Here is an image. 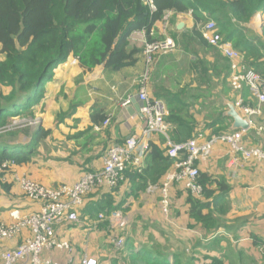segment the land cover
I'll return each mask as SVG.
<instances>
[{
  "label": "crops",
  "instance_id": "1",
  "mask_svg": "<svg viewBox=\"0 0 264 264\" xmlns=\"http://www.w3.org/2000/svg\"><path fill=\"white\" fill-rule=\"evenodd\" d=\"M258 14L259 16L256 14L245 25L253 35L261 37L264 15ZM167 16L168 29L165 30L164 20L155 24L154 38H162L164 31H167V34L171 32L181 34L182 31H189L194 27L191 14L177 16L175 24L172 22L173 14L169 13ZM179 24H184L181 30L177 29ZM129 40L132 47L144 50L140 39L130 38ZM176 55L179 56L181 53L176 51L161 61L166 60V65L158 72L163 80L167 77H170L168 80H172L173 73L168 70H171V57ZM72 60L74 56H70L68 61L55 71L54 80L46 87L45 96L49 99L51 119L55 120L62 113L65 117L58 124L56 122V124L44 125V129L49 130L51 135L44 141L49 143V146H45L43 150L47 153L52 150V153L49 157L42 154L39 157L40 160H37V166L32 167L30 173L33 177H30L31 179L50 188L61 184L76 183L86 172L85 170L94 172L102 170L108 149L116 144L124 143L129 138H141L145 125L140 110L131 109V112L127 110V107L131 106L127 102L137 96L140 80L146 67L144 60L119 73H114L106 65L95 66L91 69L81 64L75 66L77 63H73ZM192 78L193 76L189 74L186 76L182 74L178 80L174 81V87L177 90L187 86L194 89L199 84L192 82ZM147 87L150 97L153 98L152 84L148 83ZM249 95L248 92L246 102L243 93L232 92L224 100L226 108L221 109L225 111L224 116L228 111L227 102L237 104L241 101L243 106L251 104L257 107L255 99L250 98ZM72 106H76V109L68 115ZM221 110L217 113L220 114ZM195 114L199 122L197 131L205 130V136H215L214 131L220 128L232 130L233 120L228 116L215 128L206 130L204 127L206 113ZM98 115L99 117H96ZM93 116L100 124L93 122ZM103 116L106 121H109L107 125H105L106 121L101 122ZM250 121L251 126L244 137L245 143L248 146L264 148V106L261 114L252 117ZM24 136L29 139L28 135ZM163 141L164 138L158 135L151 139L153 144L166 148ZM6 144L7 148L26 146L22 145L21 140L8 141ZM231 159L229 146L217 143L209 158L200 159L197 162L200 173L223 180L231 188L229 195L223 199L228 208L227 213L225 216L221 213L215 214L216 218H223L225 221L224 226L218 230L208 231L199 221L190 216L188 198L192 196L199 200V196H194L185 190L183 184L176 183L171 186L172 208L170 216H166L162 212L159 190L148 193V188H146V190H137L127 197V193L131 194L134 188L131 189L132 184L125 181L115 193L117 202L126 200L124 208H129L125 215L131 226L123 248L117 249L115 244H112L115 231L112 232L109 228L102 227V223L96 221L89 222L82 219L78 225L63 223L56 228L57 237L71 244L72 256L76 262L85 257L95 259L98 264H111L115 258L129 260L133 252H139L144 248L153 250L156 242L159 244L158 250L165 251L171 262L176 256L179 264H199V262L204 264L215 259L220 264H264V162L240 160L236 165L231 166ZM130 168L135 171L134 166ZM173 168L172 166L165 176L173 171ZM24 169L25 166H12L7 171L5 179L13 183L14 188L10 194L0 190V223L8 225L15 223L12 217L14 212L24 217L38 213L43 208L42 203L24 196L19 182L15 179V176L22 178ZM165 176L159 180L158 184L163 183ZM211 189L215 192L214 195L220 196L216 183ZM110 191L108 189L94 190L91 193L93 197L86 200L84 208L88 202L97 201L101 194ZM14 192L21 199L14 201L11 195ZM208 212V209L204 211L205 214ZM30 237L31 234L26 229L17 238L0 242V264L5 250L18 247ZM202 247L205 252L199 254L202 252ZM47 255L59 263L67 262L70 257L66 252L60 251H52Z\"/></svg>",
  "mask_w": 264,
  "mask_h": 264
},
{
  "label": "trees",
  "instance_id": "2",
  "mask_svg": "<svg viewBox=\"0 0 264 264\" xmlns=\"http://www.w3.org/2000/svg\"><path fill=\"white\" fill-rule=\"evenodd\" d=\"M153 1L156 6L155 12H151L140 0H0V130L11 117L33 115L30 110L44 99L46 87L54 80L55 71L72 55L79 57L81 65L87 69L106 65L114 73L145 61L144 50L132 47L129 39L134 32L145 30L147 39L154 40L151 33L155 24L162 22L169 13L173 14V24L179 15L191 14L193 17L194 27L191 30H184L181 34L171 32L170 36L177 43V51L182 56L199 61L196 64L197 71L199 79L205 80L204 83L220 79L226 72L222 82L230 87V84L226 83L231 70L228 59L202 35L203 27L210 20L215 21L224 40L231 42L234 48L241 52L246 66L255 70L264 79V28L261 37L253 34L248 36L245 34L246 28L244 31L241 29V25L247 24L256 14L264 15V0ZM179 38L187 44L196 43L199 49L205 52L214 53V60L210 62L205 55L199 54V50L191 52L180 45L181 50ZM165 57L167 55L155 60L154 71L158 72V65ZM166 80H161L154 91L153 99L163 101L168 110L166 120L171 125L169 138L173 143L187 142L196 138L199 133L205 136V130L197 131L199 122L195 113L199 112V115L206 113L204 115L206 130L215 128L227 119L224 116L225 111L221 109L226 108L224 100L231 92L226 97L221 89L216 96L211 97V99L217 97L221 101L222 108H216L207 105L208 101L202 95L205 89L200 88V85L194 89L187 86L175 91L173 83L171 87L166 86ZM192 82L199 84L194 76ZM217 88L218 85L214 90ZM248 92L250 98H253L248 88L241 92L246 102ZM250 107L254 106L250 104ZM75 109L76 106H72L68 115ZM219 110L222 111L220 114L217 113ZM92 120L95 124H100L94 116ZM104 121L105 116L101 122ZM227 129L220 128L214 131V134L222 136L233 132ZM7 135V139L0 136V190L10 194L14 185L5 179L10 167L3 169V165L10 163L13 167H23L33 164L39 153L40 144L50 137L51 132L38 127L27 146L12 148H7L6 142L16 137V133ZM215 136L209 135L205 138L211 139ZM149 147L144 168L140 172L129 168L124 174L123 182L129 181L133 186L131 189L134 188L131 194L127 193V197L137 190H146L149 184L160 186L162 183L158 184L159 180L173 166V160L166 156L165 148L152 142ZM85 171L82 175L95 173L92 170ZM123 182L109 193L101 194L99 200L88 202L85 208L80 209V221L83 219L97 222L100 215L108 217L115 211H123L126 214L129 210L124 208L127 201L117 202L115 198V193L119 191ZM198 182L203 187V195L199 200L189 196L190 216L208 231L218 230L224 226L225 221L223 218V220L216 218L215 214L221 213L225 216L227 213L228 208L223 199L229 195L231 188L223 180H217L205 173H200ZM215 183L220 196L214 195L215 192L211 189ZM92 197L90 194L86 200ZM206 209L209 212L205 214ZM101 223L102 227L109 228L108 220ZM152 249L144 248L139 252H133L129 260L115 258L111 264H179L176 256L171 262L165 251ZM209 262L220 264L216 259Z\"/></svg>",
  "mask_w": 264,
  "mask_h": 264
},
{
  "label": "built area",
  "instance_id": "3",
  "mask_svg": "<svg viewBox=\"0 0 264 264\" xmlns=\"http://www.w3.org/2000/svg\"><path fill=\"white\" fill-rule=\"evenodd\" d=\"M151 12L156 11L153 0H140ZM256 16H259L257 14ZM165 30L168 29V16L164 18ZM154 31L151 35L153 36ZM203 38L213 47L217 48L222 56L230 63L229 84L232 92L241 93L248 88L257 107L243 106L242 102L235 103L241 115L248 119L261 114L264 106V79L244 63L241 52L234 48L231 42L224 40L219 34L214 21H209L202 29ZM145 30L134 32L130 38L141 40L144 45L145 72L140 80V87L136 96L140 113L144 119V129L141 138L132 137L122 144L110 147L104 157L103 169L82 175L74 184H62L55 188L46 187L31 179L22 177L18 179L21 190L27 198L40 202L43 208L40 212L21 217L18 212L12 214L16 221L10 225L0 223V242L11 241L17 238L23 230H29L31 237L24 240L18 247L5 250L2 254L1 264H98L95 259L83 258L79 262L74 260L71 244L59 240L56 233L57 226L68 223L78 224L79 210L85 206L86 197L94 190H113L124 181L125 172L134 166L135 170L143 169L144 160L148 154L153 136H161L166 144V156L173 160V171H170L160 186L150 185L148 193L157 190L161 194V208L166 216H170L172 201L170 188L173 184H183L185 190L194 196L203 195V187L198 179L200 170L197 162L209 158L217 143L229 146L232 155L231 166L240 160L246 162H264V148L248 146L244 137L246 131L238 130L232 133L206 139L202 133L196 138L183 143H173L169 138L171 125L167 123L168 110L161 100L150 97L147 84L154 71V62L160 56L171 55L178 49L175 40L164 31L161 39L149 41ZM77 60H74L76 63ZM127 103H130L128 101ZM126 103V104H127ZM108 120L105 125L108 124ZM33 125V124H31ZM35 125V124H34ZM38 125V122H37ZM19 126L11 127L12 130ZM13 164L5 163L3 169L11 168ZM109 222V228L115 231L113 244L117 249L124 247L130 230V221L125 214L115 211L106 217L100 215L97 222ZM96 224V223H95ZM52 251L69 254L67 262L59 263L48 257ZM204 264H213L205 262Z\"/></svg>",
  "mask_w": 264,
  "mask_h": 264
},
{
  "label": "rangeland",
  "instance_id": "4",
  "mask_svg": "<svg viewBox=\"0 0 264 264\" xmlns=\"http://www.w3.org/2000/svg\"><path fill=\"white\" fill-rule=\"evenodd\" d=\"M210 21H213V20H210ZM241 26H242L241 29L244 31L245 28H246V25L242 24ZM257 30H259V29H257ZM245 34H247L248 36L252 35V33L249 30H247V28H246V33ZM169 35H171V33ZM180 45H182V47H184L186 49L187 48L190 49L191 52H198V50H199V54H201L202 56L205 55L207 58H209L210 62H212L214 60V56H213L214 53H208V52H205L202 49H199V47L194 42H189L187 44V43H185L182 40V38H179V47L181 49ZM182 54H184V53H182ZM167 56H171V55H167ZM171 58H172L171 59V63H170L171 70H168V71L173 73L172 74L173 77H172V80L171 79L168 80L170 77H167L166 78L167 80L165 79L166 80V83H165L166 86H170L171 87L172 86L171 84L175 83L174 81L178 80V78L181 77L182 74L186 76L189 73L190 76H194L195 80L199 81L200 88L203 87L205 89V91L202 92L203 93L202 95H203V98L208 101L207 105L208 106L209 105L216 106V108H222L220 99L217 98V97L211 99V97L212 96L213 97L216 96L217 92L220 91L221 89L223 90V92L226 95V97H227L229 92L232 93L231 88L228 85L225 86V84L222 82V78H224V76L226 75V72L223 73V77H221L220 79H215L211 83L206 84V83H204L205 80L199 79V71H197V65H196V64L199 63L198 60H193L189 56H184V55L183 56H181V55L177 56L176 55V56H173ZM74 60H77V62H76L77 64H75V66L81 64L79 57L74 56ZM74 60H72V61H74ZM164 62H165V60L158 65V69L159 70H161L166 65ZM72 66H74V65H72ZM159 70H157V71L159 72ZM186 70H190V72H188ZM158 72H156V70H155L154 71V75L152 74V76H151L152 79L150 78V81H151V84H152V87H153L154 91H155L156 88H158L157 86L161 83V80H162V79L159 78L160 77L159 76L160 73L158 74ZM150 81H149V83H150ZM226 83L229 84V79H228V81ZM216 85H218V88L214 90V87ZM174 90L176 91L177 88L174 87ZM207 90H210V91L208 92ZM189 96H191V95H189ZM48 100L49 99L46 98V96H45L40 104L32 107L30 112L33 113V115L25 114L23 116H16V117L9 118L6 121L4 127L0 130V136H3V137H5L7 139V137H8L7 134L8 133L10 135L13 132H15L16 133V137H13L12 139H9V140L10 141L14 140V141H17V142L21 140L22 145H26L27 146V144L30 142V139L33 138L34 131L36 129H38V127L44 128V125L48 124V123H55V124H56V122H57V124L60 123L64 119L65 114L62 113L59 116H57V118H56L57 121H56V119L52 120L51 119V114H50V104H49ZM207 111L210 112L211 110H207ZM37 122H38V125H37ZM31 124H33V125H31ZM13 126H19V128L12 130L11 127H13ZM20 134H22V135L20 136ZM24 135H26V136L28 135L29 139H28V137L26 138ZM45 146H49V143L42 142L40 144L39 153L34 158V163H33L34 165L31 164L29 166H25L24 173H23L22 177L24 176V177L33 178L30 175L31 168L35 167V165L37 166V160L39 159V157L42 154L45 155L46 157L50 156V154L52 153V150H51L50 153L44 152L43 149L45 148ZM48 150H50V149H48ZM19 178L20 177L15 176V179L17 180V182H18ZM15 194H17V193L14 192L13 194H11L13 196V198H14L13 199L14 201L21 199L20 197H17ZM120 212L123 213V211H120ZM112 232H114V231L112 230ZM115 236L116 235L114 233V235L112 236V240H113V238H115ZM112 244H113V242H112ZM154 246H155V248L158 249L159 244H157L155 242ZM201 251L202 252H199V254H203L205 252L203 247L201 248ZM165 254L168 255L167 253H165ZM159 259L162 260V258H160V257H159ZM207 262H209V261H207ZM200 263L201 262H199V264Z\"/></svg>",
  "mask_w": 264,
  "mask_h": 264
},
{
  "label": "water",
  "instance_id": "5",
  "mask_svg": "<svg viewBox=\"0 0 264 264\" xmlns=\"http://www.w3.org/2000/svg\"><path fill=\"white\" fill-rule=\"evenodd\" d=\"M184 24H179L177 29L181 30ZM131 106L127 107V110L131 112L132 110H140L139 103L137 102L136 98H131L130 100ZM226 105L228 106V111L226 112V116L233 120V127L231 131H238L244 130L248 131L251 124L248 119L244 118L240 111L236 108L235 104L231 102H227Z\"/></svg>",
  "mask_w": 264,
  "mask_h": 264
}]
</instances>
